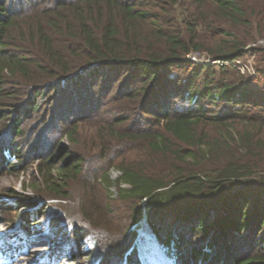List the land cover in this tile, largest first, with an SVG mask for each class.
Listing matches in <instances>:
<instances>
[{
  "label": "trees",
  "instance_id": "16d2710c",
  "mask_svg": "<svg viewBox=\"0 0 264 264\" xmlns=\"http://www.w3.org/2000/svg\"><path fill=\"white\" fill-rule=\"evenodd\" d=\"M200 28L216 46H205ZM262 32L264 0H0V106L25 102L14 121L0 114V167L20 168L18 139L36 132L22 122L35 117L49 90L56 94L42 127L78 147L85 116L104 129L91 152L82 147L55 174L44 173L47 196L27 198L19 211L50 199L72 202L75 183L84 192L77 197L82 214L66 227L73 238H97L104 247L98 264H140L141 220L173 264H264V51L247 49ZM247 52L263 61L254 76L186 59L206 53L233 63ZM102 108L120 110L102 119ZM141 141L146 163L109 158ZM60 152H47L46 167ZM94 154L102 163L90 171ZM100 184L105 202L115 187L129 209L117 239L111 205L107 216L92 199ZM29 216L40 215L18 214L5 226L20 220L29 234Z\"/></svg>",
  "mask_w": 264,
  "mask_h": 264
},
{
  "label": "rangeland",
  "instance_id": "374dc122",
  "mask_svg": "<svg viewBox=\"0 0 264 264\" xmlns=\"http://www.w3.org/2000/svg\"><path fill=\"white\" fill-rule=\"evenodd\" d=\"M197 35L206 47L216 46L218 39L208 37L203 28L197 30ZM255 48L264 51V32H262L260 37L258 36L256 41L249 43L247 47L248 50H253ZM196 58L199 64H209L215 67L219 66L215 63L216 61L211 60L206 53L198 54ZM232 64H234L242 74L254 76L256 68L260 65L262 66L263 61H261V57L258 54L247 52L239 61L233 62ZM230 66L233 67L232 65ZM226 67H229V65ZM55 94L56 90L47 91V93L40 98V107L35 117L29 120V122H22L23 129L30 131L36 129V132L31 135L32 137L30 139H18V146H21L20 150H22L20 154L22 159L20 168L13 171L6 167H0V233L8 229V226L5 225L10 223L18 214L25 219L28 212L30 213L32 210H36L40 215L36 218H30L32 215L27 218L30 220V230L29 234H18L17 238L22 240L19 239V241H14L13 238L10 239L9 237L6 238L0 235V264H98L96 259H98L100 256L99 253L104 248L100 243H97V238L94 239L91 236L80 239L79 237L73 238V233L66 227L65 220L68 218L79 220V215L81 216L82 214L79 210L77 197L82 194L84 195V192L81 190L82 188L75 183L69 186L70 196L73 198L72 202L50 199L39 204L36 208L29 209L25 207L20 211L18 209V206L28 204L27 202L31 200L47 196V193H45L46 189L43 190L42 184L44 173L50 169L52 173L55 174L57 169L65 164L69 158L84 152L86 148L88 152H91L89 150L98 143L97 136H99V134H104L100 131V129L103 131L104 129L102 128V123H99L98 118H94L90 115L85 116L84 114L79 115V118L85 116L83 122L79 124L76 135L77 140L84 148V150H82V147L74 145L68 138L61 139V137L54 133L52 128L50 129V124L46 123L44 127H42L41 121L45 120L47 117V109L51 107V102H53L52 97H54ZM22 103L23 101L9 102L8 105L0 106V114H4L14 121L16 112L23 107L25 102ZM127 105L129 104L127 103ZM112 106H114V102ZM119 110L117 109L114 111L112 108H102L101 118L111 117L113 113L117 114ZM134 121L135 123L139 122L137 119ZM3 123L5 124L6 122ZM1 126L5 127L4 125ZM28 127H31V129ZM52 127L55 128L54 130L56 131L57 124ZM124 127H127V124H125ZM203 129L214 131V128L200 126L199 130ZM41 143H43V145H41ZM39 144L41 146L35 149V145ZM49 148L54 150L61 149V152L58 154L56 153L58 158L56 164H48V167H46L45 160L47 158L46 156L50 153H47L50 151ZM94 156H96L94 157L95 161L88 165L90 171H94L92 168L102 163L100 159L101 156L96 154H94ZM148 156L150 155L141 141L138 143H128L126 147L116 151L115 156L109 158L112 159V161H116V164L123 163L126 166H137L144 162L146 163V161H148ZM155 158L157 157L155 156ZM155 161L157 162V159H155ZM118 177L119 173L117 171H110V179H117ZM104 188L105 185L100 184L99 187L96 188V194L92 196V199L95 204L99 205L98 210H105L107 216H110V214H107L106 205H111L109 209L113 210V214H111L112 228H110L117 239L120 235L119 229L125 226L123 220L129 218V209L126 204L124 205V203L121 202L119 190L115 187L109 189V202H105L104 195L106 194ZM122 188L126 189L127 187L122 186ZM27 198H30V200H26ZM141 207H143V213H145L146 209L144 202L141 204ZM17 221L20 222V220L15 219L13 226H15ZM103 226L105 227V224L100 222L99 227ZM135 233V246L140 264H173L166 256L163 248L157 242L144 220L140 221L139 228L135 230ZM119 241L120 239L117 242Z\"/></svg>",
  "mask_w": 264,
  "mask_h": 264
},
{
  "label": "built area",
  "instance_id": "2783aa9c",
  "mask_svg": "<svg viewBox=\"0 0 264 264\" xmlns=\"http://www.w3.org/2000/svg\"><path fill=\"white\" fill-rule=\"evenodd\" d=\"M196 56H198V54L196 55V54H189V55H187V60L188 61H190V62H194V63H197L198 61H197V58H196ZM216 64H218L219 66H230V65H232V66H235L234 64H232V63H230V62H220V61H216L215 62Z\"/></svg>",
  "mask_w": 264,
  "mask_h": 264
}]
</instances>
